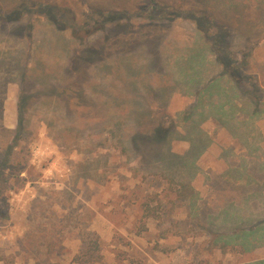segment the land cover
Masks as SVG:
<instances>
[{
	"label": "rangeland",
	"instance_id": "374dc122",
	"mask_svg": "<svg viewBox=\"0 0 264 264\" xmlns=\"http://www.w3.org/2000/svg\"><path fill=\"white\" fill-rule=\"evenodd\" d=\"M160 6L175 14L137 15ZM198 11L246 55L238 90ZM5 161L0 264H248L264 244L238 234L264 228V0H0Z\"/></svg>",
	"mask_w": 264,
	"mask_h": 264
},
{
	"label": "trees",
	"instance_id": "16d2710c",
	"mask_svg": "<svg viewBox=\"0 0 264 264\" xmlns=\"http://www.w3.org/2000/svg\"><path fill=\"white\" fill-rule=\"evenodd\" d=\"M223 1V0H222ZM49 9V8H48ZM96 14V16H98V18H100L102 24H104L105 22H113L115 19H124V20H128L130 18V13H127V11L125 10H119L117 12H105L102 13L100 12H96L94 13V15ZM142 14L145 15L146 19L149 20H155V19H159L160 18H169V16H171V14H175V11L167 8L165 6H160L157 9H153V10H145L144 8H142V10L137 12L138 16H142ZM163 15H165V17H163ZM191 19L196 23L197 25V30L199 31L200 34H202L204 40L207 39L208 45L210 47V49L212 48L211 52L215 58V61L218 65H220L221 70H222V74H220V78L222 76L226 77L228 79V81L230 82V85L228 87V89L230 88V91L232 92V90H238V86L241 85V83H243L244 81V77H243V70H241V68H244L247 64L246 62V55H242L241 58H237L235 55L233 56L232 53L226 49V46L228 45V43L226 41H223V45L221 44V38L222 37V33L218 32L212 33V31H209V26L208 25L210 23V17L208 15H206L204 13V11H198V14L193 13L191 15ZM50 20L52 22H56V19L54 18V16H49ZM202 24H205L202 25ZM224 35V34H223ZM213 81V80H212ZM204 90L207 91V88H205ZM216 90V89H215ZM223 89H221V86H219V90L217 89L215 92L222 95L223 94ZM226 94V93H224ZM223 94V95H224ZM233 97L234 96H238V93H236V91H233L232 93ZM227 95V94H226ZM232 97V98H233ZM11 148V146H10ZM9 150V148H8ZM7 161H5L3 164H0V168L3 165H7L6 164ZM1 169H0V178H1ZM6 181V179H5ZM181 187L183 188L182 190H186V186L188 187L189 185H187V183H180ZM184 197V194L181 196ZM146 208L148 209V207L146 206ZM149 214V213H148ZM252 231L250 230H241L240 233H238L243 239H245L246 241L248 240V238L254 237L255 234L257 235V231H262L264 232V228H260L259 226H256L254 228H251ZM254 231V232H253ZM217 235V238L215 239V241H217L218 239H222V236L220 234H215ZM237 233L233 234L230 236V238L233 237H237ZM248 242V241H247ZM231 244L232 245V241H225L223 242V246H227ZM241 248H242V253L246 252L249 250V247L246 245H242V243H239ZM215 244L213 243L212 246H214ZM49 248H51L53 245L51 243H49ZM248 247V248H247Z\"/></svg>",
	"mask_w": 264,
	"mask_h": 264
},
{
	"label": "crops",
	"instance_id": "0c3cea01",
	"mask_svg": "<svg viewBox=\"0 0 264 264\" xmlns=\"http://www.w3.org/2000/svg\"><path fill=\"white\" fill-rule=\"evenodd\" d=\"M256 251H257V256H255L253 259H251L250 261H248L246 263H248V264H264V254H262V251H264V244H261L260 246H258ZM241 264H244V263H241Z\"/></svg>",
	"mask_w": 264,
	"mask_h": 264
}]
</instances>
